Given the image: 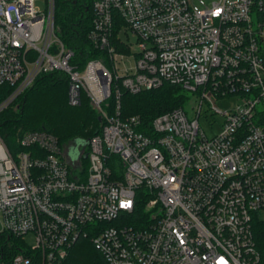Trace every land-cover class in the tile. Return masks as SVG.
Wrapping results in <instances>:
<instances>
[{
    "label": "built area",
    "instance_id": "2783aa9c",
    "mask_svg": "<svg viewBox=\"0 0 264 264\" xmlns=\"http://www.w3.org/2000/svg\"><path fill=\"white\" fill-rule=\"evenodd\" d=\"M46 2L0 0V87L12 88L0 112L61 72L68 104L85 94L103 124L75 161L44 130L22 133L13 151L0 137V264H66L81 240L96 264H264V0H92L87 38L106 60L83 68ZM163 84L189 109L148 128L120 117L122 90ZM222 101L223 112L210 106ZM204 107L222 117L211 137Z\"/></svg>",
    "mask_w": 264,
    "mask_h": 264
},
{
    "label": "trees",
    "instance_id": "16d2710c",
    "mask_svg": "<svg viewBox=\"0 0 264 264\" xmlns=\"http://www.w3.org/2000/svg\"><path fill=\"white\" fill-rule=\"evenodd\" d=\"M91 3L92 0H54L55 35L72 50L71 63L79 68H83L89 60H106L103 52L95 49L87 38L92 21ZM121 25L123 22L118 19L115 31ZM67 85V76L64 73L39 75L30 88L0 112V137L9 150L17 148L18 137L27 131L44 130L54 135L60 145L77 140L83 147L91 137L99 133L103 124L99 113L83 93L78 106L68 105ZM11 91L10 87H0V100ZM185 98V93L179 87L169 84L137 94L122 90L119 114L122 118L138 116L143 127L148 128L156 116L182 106ZM113 102L115 101L112 96L103 105L107 106L110 114ZM84 247L91 250V253L85 252ZM101 260L89 240H81L74 246L66 264H96Z\"/></svg>",
    "mask_w": 264,
    "mask_h": 264
},
{
    "label": "rangeland",
    "instance_id": "374dc122",
    "mask_svg": "<svg viewBox=\"0 0 264 264\" xmlns=\"http://www.w3.org/2000/svg\"><path fill=\"white\" fill-rule=\"evenodd\" d=\"M35 6L36 8H38L40 11H45L46 7H47V2L46 0H35ZM122 38H125L124 35L122 36ZM128 39L130 41V43L132 44L130 47V51H135L137 49L136 47V39L131 36L130 34H128ZM133 65V60H125L124 64L123 62H119L117 64V68H123L124 66H132ZM39 99H42L41 97H39ZM185 109L188 110L189 109V104H190V98L188 99H184L183 102ZM232 103L230 102H226V101H222V102H213L210 103V106L216 110H218L219 112H223L226 108H228ZM69 105V104H68ZM206 109V107H204L201 111V113H206V116H201L199 118V123L201 128L204 130L205 134L207 135V137H211L213 135H215L218 131H219V125L222 123V117L219 115H214L213 117H211L209 111ZM63 148L67 150V155L68 157L71 159V161H75L79 155L80 150H85L86 147H83V144H81L79 141H68L62 144ZM0 229H1V218H0ZM24 241L26 242V245L28 246H33L34 245V237L33 235H27L24 238ZM78 248V247H77ZM86 250V251H85ZM84 251L88 252L91 250H89L88 248L86 249L84 247Z\"/></svg>",
    "mask_w": 264,
    "mask_h": 264
}]
</instances>
